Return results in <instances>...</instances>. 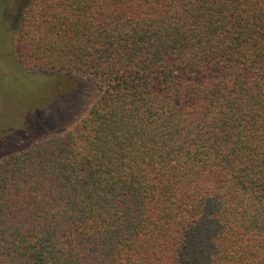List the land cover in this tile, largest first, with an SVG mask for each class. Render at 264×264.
<instances>
[{"label": "trees", "instance_id": "1", "mask_svg": "<svg viewBox=\"0 0 264 264\" xmlns=\"http://www.w3.org/2000/svg\"><path fill=\"white\" fill-rule=\"evenodd\" d=\"M15 55L103 83L0 159V264H264V0H30Z\"/></svg>", "mask_w": 264, "mask_h": 264}, {"label": "rangeland", "instance_id": "2", "mask_svg": "<svg viewBox=\"0 0 264 264\" xmlns=\"http://www.w3.org/2000/svg\"><path fill=\"white\" fill-rule=\"evenodd\" d=\"M30 0H0V159L77 123L103 83L78 73L33 71L15 55L21 14Z\"/></svg>", "mask_w": 264, "mask_h": 264}]
</instances>
